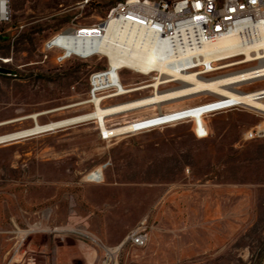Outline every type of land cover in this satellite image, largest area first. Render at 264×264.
<instances>
[{
    "label": "rangeland",
    "instance_id": "rangeland-1",
    "mask_svg": "<svg viewBox=\"0 0 264 264\" xmlns=\"http://www.w3.org/2000/svg\"><path fill=\"white\" fill-rule=\"evenodd\" d=\"M81 1L11 0L10 22L0 26V68L7 72L0 74V124L41 113L38 122L46 124L94 109L89 78L106 60L71 58L58 65L59 52L45 45L59 32L98 23L124 0H89L79 8ZM256 65L201 77L217 79ZM154 77L120 72L125 87L149 85ZM178 86L166 84L160 91ZM231 87L254 92L264 89V81ZM152 92L107 99L101 106ZM217 98L201 93L107 118L106 126ZM260 123L264 126L261 114L237 108L206 115L202 139L194 123L184 120L105 140L91 120L0 145V264H102L106 250L144 225L147 244L118 248L112 264H264V136L245 139ZM32 125V120L3 125L0 135ZM98 170L99 182L86 181Z\"/></svg>",
    "mask_w": 264,
    "mask_h": 264
},
{
    "label": "bare ground",
    "instance_id": "bare-ground-1",
    "mask_svg": "<svg viewBox=\"0 0 264 264\" xmlns=\"http://www.w3.org/2000/svg\"><path fill=\"white\" fill-rule=\"evenodd\" d=\"M80 29L89 30L84 33L85 37H77L78 30L65 34L61 38L60 48L64 57L75 55L80 58L98 56L104 58L110 72L116 76L118 84L116 90L109 96L95 98L91 101L94 109L86 114L66 118L63 120L39 124L38 117L41 114H31L26 117L8 121L0 126L8 125L17 121L32 120L33 125L27 129L0 135V145L15 142L24 138L38 136L44 133L55 132L94 120L98 126L100 136L105 140L129 133L132 130L130 125L106 126V119L115 117L127 112L149 109L152 106L160 107L164 104L182 102L201 93H211L223 100L230 99L240 108L249 109L264 116V89L254 92H233V85L246 83L252 78L264 75V28L260 29L254 43L243 44L235 36L219 37L203 45L198 51V66H202L204 72L188 71L189 57H171L166 44L154 41L148 46L137 48L138 35L131 31H118L117 26L112 25L99 36H92L91 27ZM100 31V28H96ZM97 33V32H95ZM242 56L241 61H232L221 64L229 59ZM257 62V65L246 70L237 71L217 79H206L201 77L204 73H212L237 65ZM220 63V64H218ZM154 65V66H153ZM126 70L135 74L150 76L155 73L153 81L149 85L136 87H125L120 79V72ZM176 83L179 86L166 91H160L161 86ZM152 89V94L141 99L118 103L109 107H102L100 102L104 99H114L137 91ZM85 103L66 107H76ZM203 105L188 107L174 112H185V117L190 122L202 127L204 110ZM169 114H164L167 117ZM208 115V114H207ZM259 128L264 130L263 123ZM101 171H95L86 177L88 182H99ZM31 232V231H30ZM118 248L111 250L116 252Z\"/></svg>",
    "mask_w": 264,
    "mask_h": 264
},
{
    "label": "built area",
    "instance_id": "built-area-1",
    "mask_svg": "<svg viewBox=\"0 0 264 264\" xmlns=\"http://www.w3.org/2000/svg\"><path fill=\"white\" fill-rule=\"evenodd\" d=\"M11 0H0V26L10 22ZM90 5L89 0H82L79 8ZM117 26L118 31H131L138 35L137 48L148 46L154 41L164 43L169 49L171 57H189L188 71L202 69L198 66V51L205 45L219 37L235 36L243 44L254 43L257 32L264 28V0H124L115 4L103 19L92 26V36L105 32L110 26ZM100 28L98 31L96 28ZM68 29L54 35L45 45L47 51H58L55 63L60 65L71 58H80L75 55L64 57L60 48L61 38L72 33ZM89 30L79 29L77 37H85ZM97 32V33H95ZM154 66V65H153ZM264 81L263 76H257L246 83ZM118 80L110 72V67L94 72L89 78L88 102L97 98L111 95L116 90ZM111 99V98H108ZM107 100V99H105ZM104 99L100 102L102 104ZM201 110L204 115L217 114L240 108L236 102L222 98L203 104ZM167 117L159 113L150 118L132 119L123 125H130L132 130L124 135H133L158 129L167 125L176 124L187 120L185 112H170ZM112 118V117H111ZM91 121V120H90ZM195 135L202 139L207 136V131L196 125ZM123 136V135H121ZM264 136V130L259 126L245 134L246 140H254ZM149 228L147 225L138 226L120 243L142 248L147 244ZM114 252L106 250L102 264H112L111 255Z\"/></svg>",
    "mask_w": 264,
    "mask_h": 264
},
{
    "label": "water",
    "instance_id": "water-1",
    "mask_svg": "<svg viewBox=\"0 0 264 264\" xmlns=\"http://www.w3.org/2000/svg\"><path fill=\"white\" fill-rule=\"evenodd\" d=\"M2 73H7V72L0 68V74H2Z\"/></svg>",
    "mask_w": 264,
    "mask_h": 264
}]
</instances>
